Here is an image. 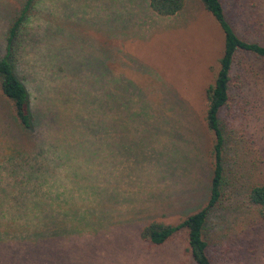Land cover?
<instances>
[{
  "label": "rangeland",
  "instance_id": "374dc122",
  "mask_svg": "<svg viewBox=\"0 0 264 264\" xmlns=\"http://www.w3.org/2000/svg\"><path fill=\"white\" fill-rule=\"evenodd\" d=\"M22 1L0 0V56ZM221 2L237 35L264 45V0ZM146 6L32 1L14 69L42 132L38 142L17 137L0 97V207L40 206L47 216L2 241L0 264H195L184 231L153 245L139 230L150 220L175 224L206 202L204 93L223 35L198 0L171 16ZM231 84L206 251L211 264H264V221L246 202L248 188L264 182V59L239 55ZM7 161L19 184L2 170Z\"/></svg>",
  "mask_w": 264,
  "mask_h": 264
},
{
  "label": "trees",
  "instance_id": "16d2710c",
  "mask_svg": "<svg viewBox=\"0 0 264 264\" xmlns=\"http://www.w3.org/2000/svg\"><path fill=\"white\" fill-rule=\"evenodd\" d=\"M33 0H23L21 8L16 16L9 21L5 34L3 54L0 56V97L8 106L11 118L14 122L15 135L19 138L26 137L38 142L40 130L38 123H33L38 118L37 111L32 112L28 91L23 82L15 74L14 58L16 54V41L22 22L32 5ZM184 0H146V7L159 16H171L179 12ZM202 8L208 12L219 26L223 35L222 53L218 59V70L204 93L205 111L203 116L204 127L211 137V145L207 153L210 177L208 182V196L206 202L186 215L175 224H164L157 220H150L139 230V237L150 244L159 245L168 240L177 232L184 231L187 252L195 264H211L207 254V244L204 239V224L209 209L215 206L221 196L222 184V154L224 132L220 121V112L229 100L232 87L231 70L238 56L249 54L259 59H264V45L256 41L246 40L235 32L233 26L226 17L221 0H198ZM1 15V14H0ZM42 144V140L40 143ZM13 152L10 151V154ZM11 161V160H10ZM10 161L6 171L7 177H15L14 164ZM30 171L27 178L33 172H39L40 168ZM17 176L15 177V183ZM14 183V184H15ZM19 184V183H16ZM1 189V188H0ZM4 191V190H2ZM6 192V191H5ZM21 197L17 201L24 199ZM7 193V192H6ZM8 194V193H7ZM25 195V194H23ZM9 197V195H8ZM12 202V194L9 197ZM246 202L253 206L257 215L264 221V182L252 185L246 193ZM47 216L45 209L40 206L28 208L25 205L0 207V246L2 241L12 234H26V229L33 220H42ZM62 222H67L60 219ZM17 230V233L15 232ZM4 248V247H3ZM2 248H0L1 250Z\"/></svg>",
  "mask_w": 264,
  "mask_h": 264
}]
</instances>
